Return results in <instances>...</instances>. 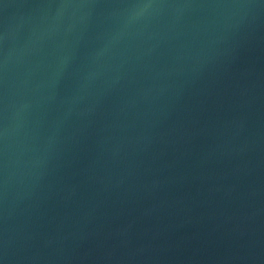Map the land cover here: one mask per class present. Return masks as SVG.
Returning a JSON list of instances; mask_svg holds the SVG:
<instances>
[{
	"label": "water",
	"instance_id": "obj_1",
	"mask_svg": "<svg viewBox=\"0 0 264 264\" xmlns=\"http://www.w3.org/2000/svg\"><path fill=\"white\" fill-rule=\"evenodd\" d=\"M2 264H264V0H0Z\"/></svg>",
	"mask_w": 264,
	"mask_h": 264
},
{
	"label": "snow or ice",
	"instance_id": "obj_2",
	"mask_svg": "<svg viewBox=\"0 0 264 264\" xmlns=\"http://www.w3.org/2000/svg\"><path fill=\"white\" fill-rule=\"evenodd\" d=\"M0 264H2V261H0Z\"/></svg>",
	"mask_w": 264,
	"mask_h": 264
}]
</instances>
